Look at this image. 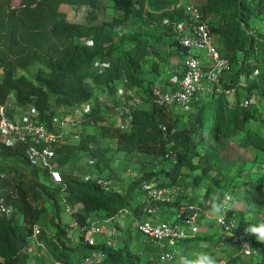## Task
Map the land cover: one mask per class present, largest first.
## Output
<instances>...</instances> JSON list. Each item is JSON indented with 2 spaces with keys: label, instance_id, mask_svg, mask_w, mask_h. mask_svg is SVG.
<instances>
[{
  "label": "trees",
  "instance_id": "obj_1",
  "mask_svg": "<svg viewBox=\"0 0 264 264\" xmlns=\"http://www.w3.org/2000/svg\"><path fill=\"white\" fill-rule=\"evenodd\" d=\"M70 1L23 0L22 6L17 9L9 7V0L0 1V42H6L7 48L13 54H17L20 50L24 51L18 61L20 68L47 61L52 71L50 74L56 77L54 84H48L47 94L48 98L59 96V101L62 103L59 108L50 106L46 109L35 102L34 105L38 109L35 111L39 120L53 128L54 118L63 113L65 117L70 105L74 109L75 107L79 109V114L83 117L84 130L78 143L65 144L60 148L58 150L62 155L60 160L66 162L77 154L80 155V160L92 159L94 163L87 173L91 172L97 178L111 181V188L107 190L95 179L85 180L71 173L63 174L64 183L57 184L61 187L50 194L58 215L52 220L53 231L48 243L49 251L53 259H61L67 264H77L76 261L80 264L82 257L93 250L104 254L103 264H144L140 256L131 250L128 242L122 246L117 244L111 246L105 241L94 246L85 243L79 251L72 248L71 243L65 244L63 238L67 234L69 223L59 217V213L63 212V205L68 204L74 209L72 214L82 226L90 225L100 216L114 218L123 208L140 216L145 207L143 183L155 182L174 186L179 184V180L186 179V182L192 184L193 187L190 185L189 187L194 192L200 191V187L206 184L205 196H211L213 200L224 197L226 190L234 191L235 185L227 179L226 169H223L224 177H215L213 174L221 168L219 158L229 164L228 168L235 163L228 153H223L224 149L229 148L227 143L233 146L236 144L239 150L250 148L264 155V134L253 124L257 120L264 122V118L258 107L241 106L243 98L251 97L261 88L264 90V0H206L201 6L205 19L207 13H224L226 8H229L223 28L210 22L208 24L219 50L221 51L218 43L220 41L226 47L225 50L228 52L221 51V54L230 60L231 65L220 76L219 85L223 89L236 88V91L231 100L224 91H218L217 86H213L214 89H207L212 84L206 83V90L195 95L189 111L158 104L154 101L152 93L161 77H165L163 83H166L169 89L177 88L174 85L172 87L173 83L169 75L181 71L179 65L172 70L173 64H176L171 63V58L174 54L178 58L183 57L187 50L181 45L174 26L173 39L170 37L168 41L171 48L168 53L152 46L149 41H142L140 34L119 35L117 26L124 20L115 18L111 22L88 27L87 32L98 45L110 42L109 50L114 52L115 57L112 62H106L107 67L101 68L93 64L96 56H102L107 52L94 54L88 52L87 55V47L83 43H77L76 40H74L75 51L62 63H55L45 57L52 44L51 39H73L78 33L77 23L68 21L60 8L62 4ZM99 1L82 0V3L86 2L94 10L89 15L91 20L97 17L96 12L100 9ZM171 1L173 0H151V4L157 7L160 3L170 4ZM109 2L116 11L122 12L127 21L139 14L137 0H109ZM179 3V18L184 19L187 17L185 6L181 0ZM247 28L254 31L249 33ZM255 46L260 50L263 58L262 67L245 63L253 55ZM181 61L182 58L179 60L180 64ZM256 71L257 75H255ZM71 72H76L82 77H93L94 83L103 88L97 94L84 87H81L77 93L69 92L68 89L65 94L59 84L68 79ZM22 84L20 80L11 77L0 81V102H5L15 94L19 96L18 88ZM121 88L133 92L134 95L131 94L133 103H128L126 112L117 107L116 101H113L115 105L108 104L102 102L103 97H100L106 95L109 98L117 96L119 98ZM134 91L136 94L140 93L136 97L140 99V103L145 101L151 105V108H139L134 98L136 96ZM17 100L21 102L23 109L32 103L19 97ZM88 103L90 109L86 112L84 107ZM175 108L179 109L176 111L180 113L179 115H174L175 110L172 109ZM120 118L124 120L119 122ZM213 140H222V143L211 146ZM5 149L25 153L23 146L9 148L2 145L0 157ZM138 154L160 158L161 163L157 165L160 171L154 168H139L138 172L137 168L133 184H130L124 193L122 190H114V183L119 179L114 175L117 160L126 170L128 161ZM107 171L109 175H106ZM17 172L18 168L15 165H0V191L16 209L13 218L0 216V264H29L30 255L25 251L26 238L32 234L34 226L38 225V217L44 210L43 207L38 206L39 199L42 198L38 186L34 187L33 198L29 203L23 201V196L15 195V191L7 188L9 178L16 176ZM4 173H7L8 177H3ZM39 173L37 168L36 174ZM23 177L24 173L21 172L17 175V180L22 182ZM250 180L253 185L248 184L244 187L246 209L236 215L239 220L238 232L256 244L259 240L255 234L246 233L245 229L252 225L264 227V219L255 218V215L264 214V174L253 176ZM209 181H212V185L208 184ZM186 186L188 187V184ZM136 198L138 203L133 204ZM186 199L191 200L188 195ZM18 200L22 202V206L17 205ZM18 214L21 215L20 219ZM45 232L43 230L42 234ZM242 256L240 251H236L223 257L226 258L227 264H243Z\"/></svg>",
  "mask_w": 264,
  "mask_h": 264
},
{
  "label": "rangeland",
  "instance_id": "obj_2",
  "mask_svg": "<svg viewBox=\"0 0 264 264\" xmlns=\"http://www.w3.org/2000/svg\"><path fill=\"white\" fill-rule=\"evenodd\" d=\"M0 1L3 2L5 0H0ZM137 1H138L139 14L135 15L134 18L131 19L130 21H127V19L124 18V15L122 14V12L116 11L114 7L112 6L111 2H109V0L99 1L100 9L96 12L97 17L94 20H91L89 17L90 13H92L94 10L92 9L91 6L87 5L86 2L82 3V0H71L69 3L62 4L60 7L61 11L65 13L68 21L72 23H77V27L79 28L77 29L78 33L76 37H74L73 39H68V40H65V38L51 39L50 42L52 44H50V47L47 50V53L45 54V57H48L50 60H52L55 63L56 62L62 63L69 57V55L73 53V51H75L76 45H75L74 40H76L77 43H83L87 47V50H86L87 55H88V52L89 54L91 53L94 54L95 52L96 53L107 52L106 54L102 56H96L93 64L97 65L98 63H102V62L103 63L112 62L115 57V54L112 50H109L110 42H105L101 45H98L96 44L94 39L88 36L87 32H88V27H92L95 25L99 26L105 22H111L115 18H121L124 20L119 26H117L119 35H139L140 34L142 37L140 39L142 41H149L151 42L152 46H155L159 50L160 49L164 50V53H168L170 51L169 50L170 44L168 41L170 40V37L173 39L172 28L175 22H177L178 20H181L179 18L180 16L179 6L182 8L183 6H181L182 4L179 3L180 0L179 1L173 0L171 1L170 4L160 3L157 7L151 4V0H137ZM191 1L195 5L201 7L205 3L206 0H184L183 2H184V5H186L188 2L191 3ZM22 3H23V0H9L8 2L9 7L14 8V9L20 8L22 6ZM178 3H179V6H178ZM228 9L229 8H226L225 10L226 12L224 13H207L206 21L210 22V24L215 25L219 28H223L225 25L224 22H225V17H226V13L228 12ZM247 30L249 31V33H252L254 31L248 28ZM126 42L128 41L126 40ZM218 43L220 45L222 53L228 52L226 51L227 50L226 47L222 44V41ZM7 47H8V44H6V42H0V50H1L0 81L4 80L6 77H11V79L20 80L23 83L22 86L18 88L17 95L19 96H16V94L14 96H10V101L12 102L11 104L14 105L16 109L20 107L22 108L21 102H18L17 100V98L19 97L21 100L32 102L31 105L27 106V108H31L32 110L34 108L38 111V109L34 105L35 102L36 103L38 102L39 104L42 105V107L44 106L46 109H48L50 106L51 107L53 106L55 108L60 106V103H62V101H59V96L48 98V94H47L48 93L47 91L49 90L48 84H54L56 81V77L50 74L52 71H51V68L47 64V61L37 62L35 64H28L25 68H20V66H18L20 65L18 64V61L21 59V56L23 55L24 51L22 52V50H20L19 52H17V54H13L10 52V49ZM254 48L255 49L253 51V55L250 58H248L245 63L246 65L247 64H251V65L257 64L262 67L263 58L260 54V50L257 49L256 46ZM192 52L194 54H198L199 57L204 58L207 64L212 63L211 59L206 56V50L193 49ZM186 56L187 55L184 54L182 59ZM59 85L64 90L62 91L65 92V94L68 89H70L68 90L69 92L74 91V93H77L81 89V87L94 91L97 94V92L103 88V86L100 87L94 83L93 77H89V78H87L86 76L82 77L81 75H77L76 72H71L68 79L60 82ZM134 93L136 94L135 91ZM256 93H258V95L261 97V102H260L258 110L264 111V90L261 88ZM139 94L140 93L136 94L134 98L136 99L137 95ZM100 97H103L102 102H106L108 104L110 103L113 104V101L114 102L116 101L118 104L117 107L121 108V110H123L124 112H126V110L129 107L128 103L130 102L133 103V97L131 96L130 92L127 90L126 91L124 90V92L120 91L119 98L118 96L109 98L106 95L105 96L101 95ZM137 106H139V108H144V109H146L147 107L151 108V105L147 104L145 101L143 103L141 102L140 104H137ZM76 110H77L76 107L74 109L72 105H70V107L68 108L67 115L69 118H72V119L68 120L67 124L63 128V132H64V136L62 137L63 139L67 136V133H68L67 131L71 133L76 132L77 134L80 131H83V129H81V126L83 125L82 124L83 117H81V114H79V112L77 114H73L74 118L71 114V113H76ZM172 110H175L174 115L180 114L178 112L176 113V111H179V109L175 108ZM64 114L65 113H63L60 117H63ZM123 120L124 119L120 118L119 122ZM253 124L256 125V127H258L259 130L264 134V122L263 121L257 120ZM65 142L66 141L64 140L61 143L64 144ZM61 143L59 144L61 145ZM220 143H222V140H213L211 141V146L219 145ZM2 145L3 144L0 143V146ZM227 145H229V148L224 149L223 153L229 154L230 159L235 161V163L232 164L233 169L234 167L237 168L235 172L236 175L230 174L227 177L229 181L233 182L238 179H242L244 175L242 177H240V175L248 168L247 165L251 162H254V166L252 168H254L255 173L253 174V176L264 174V155L263 154L258 153L256 152V150L250 149V148H244V149L239 150L236 144L233 146V144L227 143ZM5 150H6L5 152L1 153L0 165L2 166L15 165V167L18 168V172L16 176H14L11 179L9 178V183L7 185V188L9 190L15 191L16 192L15 195L23 196L22 198L23 201L28 202V203L33 198L32 191L34 190V187L38 186V188L41 190L42 198L39 199L38 206L43 207L44 210L39 215L38 217L39 223L37 224L42 226L46 232L38 237H35L32 231V234H30L29 237L26 238L25 251L30 255L28 259L29 264L31 263V259L33 258L32 254L33 253L35 254V249L36 251H39L41 253V262L39 261L38 264H48V262H46L48 258L47 256L43 254L44 251L42 250L44 246L39 244V242L41 243L40 240H43L45 242L46 247L48 249L50 248L48 243L50 242V235H51V232L53 231L52 220L58 215L57 208L56 206H54V200L53 198L50 197V194L53 193V191H56L61 186L57 185L56 183L52 181L50 174L45 172L44 168L35 167L31 165L23 151L7 150V149ZM136 161L139 162L138 165L133 164ZM128 163H129L128 165L129 170L123 169V171H120L119 169L123 165L118 164V160H117V164L115 165L116 166V176H118L119 179L118 181L114 183V190H122L124 193L125 190L128 188V186L130 184H133L134 178L136 177V174L134 173L137 171V168H138V172L140 171L139 168H142V169L154 168V170L156 169L157 171L159 170L157 165H160L161 160L160 158L153 156V155H139L138 154L132 159H130ZM79 165H80L79 169L83 170V173L85 174H86V171L89 170L92 166L89 164L88 166L83 167V164L81 163H79ZM228 165L229 164L225 163L223 165L221 164L220 166L222 168H227ZM131 167L134 169H132ZM37 168L40 171L39 174H36ZM252 168L250 169V171L252 170ZM21 172L24 173L22 182L17 180V175ZM109 172L111 173V171ZM106 175H109L108 171ZM3 177L5 178L8 177V174L4 173ZM244 182H246L247 184H251L250 176H248L244 180ZM206 188H207V185L203 184L202 187H200V191L204 192ZM235 193L236 194L240 193L239 188L236 189ZM230 195L232 196V201L233 199H235V197L240 198L239 194L237 196L234 195V197L232 193H230ZM194 200H199V198L197 196H194ZM132 203L133 204L138 203V198L134 199ZM17 205L22 206V202L18 200ZM232 205L234 204L231 203V206ZM67 206L70 207L68 204L63 205L64 210L63 212L61 211L59 213V217L61 216L63 220L68 219L67 218L68 212H64L66 211L65 209L67 208ZM240 206L242 208L245 205L244 203L240 202ZM221 207H222L221 205L219 206V204L213 203V206L210 208V213L213 216H215V218H217L220 215L224 214L225 212L229 211L230 203H226V210H224L223 207L222 208ZM217 208H219V211H217ZM163 210L164 209L161 208V210L158 212L156 217L161 216V219L163 220H176L177 215L174 212L171 215L163 216L164 214ZM257 219L263 220L264 214L258 215ZM211 221L215 223L214 218H211ZM219 229L220 228L218 227H212L210 232H217ZM117 231H119L118 228H117ZM120 234L122 235V232H120ZM125 235L127 236V238H129V232H127ZM114 239H115V242H118L121 239V237L119 234H117L115 235ZM104 240H105V237H104ZM150 244L149 246L153 247L157 251L159 250L157 248L158 245L153 244V243H150ZM140 245L146 246L147 244L144 245V243H141ZM178 246L179 244L176 245V249H178ZM147 248H148V245H147ZM255 248L257 249V253L254 256H252V258L242 256L243 264H264V241L259 240V243H256ZM224 249L228 251L227 254L236 252L234 247L233 248L227 247ZM0 261H1V258H0ZM177 262H178V258H176L175 261L172 262V264H178ZM162 264H169V263H162ZM204 264H207V261H205Z\"/></svg>",
  "mask_w": 264,
  "mask_h": 264
},
{
  "label": "built area",
  "instance_id": "obj_3",
  "mask_svg": "<svg viewBox=\"0 0 264 264\" xmlns=\"http://www.w3.org/2000/svg\"><path fill=\"white\" fill-rule=\"evenodd\" d=\"M184 0H181L183 2ZM184 4V2H183ZM185 6L186 18L174 23V30L180 40L181 45L187 50L180 64V74H176L171 82L177 87L168 88L166 83H158L152 90L154 101L158 104H166L173 107H179L188 111L192 107L195 95L206 90L207 84L210 88L217 86L218 91H224L231 96L236 88L223 89L219 85L220 76L228 69L230 60L221 54L216 45L214 35L211 32L208 22L204 18L201 7L195 5L192 1ZM193 49L206 50V56L212 63L207 64L204 58L192 52ZM101 68L107 67V63H98ZM207 83V84H206ZM133 95V92H130ZM134 96V95H133ZM136 103L140 99L136 98ZM255 98L244 101L245 106L256 103ZM10 97L5 102H0V143L4 146L14 148L16 146L25 147V155L31 165L46 169L53 182L63 184L64 178L62 171L58 168L56 148L64 136L63 128L69 118L67 116H56L53 121V128L48 127L41 122L38 113L31 108L23 109V115L19 117L16 114V108L11 104ZM90 109L89 105L84 107V111ZM80 112L76 110L77 114ZM72 114L73 118L74 115ZM85 180L95 179L101 183L107 190L111 188V181L104 178H97L94 173L88 172L84 175ZM144 191L143 203L144 212L140 216L123 208L119 210L116 217L107 219L106 222L113 221L121 217L131 218L134 228L141 233L149 243L157 244L161 247L157 263L172 264L177 258L176 245L192 237H195L200 231L201 219L206 212L207 207L212 204L211 199L202 201L187 200L184 193H179L173 186L161 185L158 183H143ZM231 196H227L230 200ZM174 207L176 220L156 221V215L164 206ZM16 215L15 207L9 202L5 194L0 191V216L13 218ZM18 218L21 215L18 214ZM220 228L218 245L221 248L234 246L244 255L250 256L255 252L254 243L247 236L238 232L239 220L235 214L225 212L217 219ZM78 229L81 240L91 246L97 245L96 234H103L105 242L108 245L115 244V235L119 234L116 227L109 228L100 222H93L90 225L82 226L75 218L72 223V229L67 231L63 238L65 244H70L74 239V230ZM43 227L35 225L33 234L35 237L43 233ZM43 243H41L42 245ZM171 247V248H168ZM104 254L93 250L82 257L80 264H103ZM53 264H67L61 259H55Z\"/></svg>",
  "mask_w": 264,
  "mask_h": 264
},
{
  "label": "crops",
  "instance_id": "obj_4",
  "mask_svg": "<svg viewBox=\"0 0 264 264\" xmlns=\"http://www.w3.org/2000/svg\"><path fill=\"white\" fill-rule=\"evenodd\" d=\"M170 51H171V48H170ZM180 58L182 57H177V55H172V58H171V63H175L176 65L173 64L172 66V70H174L178 65H179V71H180V63H179V60ZM176 74H180V73H177V72H173L171 73V75H169V78H170V81L171 79L173 78L174 75ZM163 78L165 77H161L159 80H158V83H162L163 82ZM157 83V84H158ZM173 85L175 86V84L173 83L172 84V87ZM121 92H124V89H120ZM232 100V99H231ZM139 104V103H138ZM88 105L90 106V104L88 103ZM23 108H17L16 109V114L19 115V117H21L23 114ZM68 117V115H67ZM81 129L84 130V127L83 125L81 126ZM67 136L62 139L61 142H63L64 140L66 141L64 144H62L61 142V145L59 144L56 148V156H57V160H58V168L62 171L63 174H67V173H71L75 176H78L79 178L83 177L85 173H83V170L79 169L80 168V165L79 163L83 164V167L86 166V164H90V165H93L94 163V160L92 159H84V160H80L79 159V154H77V156H74L72 159H69L68 161L64 162L63 160H60L61 159V154L59 153V149L60 148H63V146L65 144H74V143H78L79 139H80V136L82 134V131H80L78 134L75 132V133H71L69 131H67ZM61 155V156H60ZM139 155H142V154H139ZM219 161H220V165L222 164H225L226 161L221 158H219ZM133 164L135 165H138L139 162L136 161L134 162ZM254 166V162H251L247 165V169L240 175V177H242L244 175V179H238L236 181H233L231 183H233L235 185V189L234 191L232 192H229L231 191L230 190H226L227 193L226 195H230V193H232L233 197L234 195H238L240 196V198H237L235 197V199H233V201H227L226 198H225V195L224 197L222 198H215L213 203H217L219 204V206L221 205L223 207L224 210H226V203H230V208H229V211H232V212H240V211H243L246 209V202L244 201V187L245 185H248L246 182H244V180L250 176L253 177V174L255 173L254 172V168H252ZM123 166H121L122 168ZM119 169L120 171H123V168L122 169ZM252 168V170L250 171V169ZM134 169V168H132ZM223 169H226L228 172L226 173V176L228 177L230 174H235L236 175V170L237 168L231 166V167H227V168H220V170L218 171H215L213 174L215 177H224V174H225V170ZM48 174L49 172L47 170H45ZM88 171V170H87ZM86 171V173H87ZM83 173V174H82ZM133 174V173H132ZM137 175V171L134 173ZM81 175V176H80ZM116 175V174H114ZM179 184L177 185H174L173 187L175 189L178 190L179 193H184L186 194V196L188 195L189 199L191 200H194V196H197L199 198V200H194V201H202L204 198L205 199H210L211 196L209 197H206L205 196V191L202 192V191H197V192H194L192 191L193 189L191 187L192 184L190 182H186V179L185 180H179L178 182ZM186 184H188V187L186 186ZM208 184H211L212 185V181H209ZM252 184V183H251ZM250 184V185H251ZM189 185L191 187H189ZM253 185V184H252ZM182 186V187H181ZM187 188H186V187ZM239 188V191L240 193L236 194L235 191L236 189ZM194 192V193H193ZM240 202L244 203V207L241 208L240 206ZM213 203L211 204V206H213ZM231 203L234 204L231 206ZM221 207V208H222ZM211 208V207H210ZM210 208H207L206 212L203 214V217L201 219V225H200V231L198 232V234L195 236V237H192L191 239H188V240H185V241H181L179 242V246H178V249H177V258H178V264H184V261H187L188 264H197L196 262L198 260H202L203 258V255L204 254H207L209 256H212L216 259L217 261V264H227L226 263V258L223 257L225 254H227V250L224 249V248H227V247H232L233 246H227V247H223L221 248L220 245H218V240H219V231L220 229L217 231V232H210L211 228L212 227H218V223H217V218H215V216H213L211 213H210ZM163 216L165 215H171L174 211V207L173 205L171 206H164L163 208ZM62 210L63 207H62ZM66 211L64 212H68L70 213L71 215L68 214V219L66 220V222L69 223V230L72 229V223L75 219L74 215L72 214V212L74 211V209L70 208L67 206V208L65 209ZM76 210V209H75ZM204 218V219H203ZM211 218H214V221H211ZM255 218L257 219L258 218V215H255ZM107 219L109 218H104V217H98L96 218L93 222H100V224H106L107 227H117L119 229L118 233L121 237V239L118 241V242H115V244H117L118 246H122L124 244H126L128 242L131 250L135 253L138 254V256H140V260L142 263L144 264H156L157 263V258L160 254V252L162 251L161 247L158 245V251L155 250L153 247L149 246V242L146 240V238L141 234L139 233L133 226V223L131 222L132 220L129 218V217H121V218H118L114 221H109V222H106ZM163 219H161V216L159 217H156V221H161ZM92 222V223H93ZM128 224V225H127ZM127 226V227H126ZM219 228V227H218ZM120 232H122V235L120 234ZM127 232H129V238H127V236L125 235ZM201 234V235H200ZM125 235V236H124ZM96 239H97V242L98 243H101L104 241V235L103 234H96ZM206 240V241H205ZM42 244V246H44V248H42V250L45 252H43V254L45 256H47V261L48 264H53V261L55 259H53V256L51 255V252L49 251V249L46 247L45 245V242L43 240H40ZM39 242V244H41ZM141 243H144V245H148V248H147V245L146 246H143V245H140ZM84 242L81 240V237H80V234H79V230L78 229H75L74 230V239L73 241L71 242V247L72 248H75L76 250H80L81 248L84 247ZM151 245V244H150ZM157 245V244H156ZM41 246V245H40ZM35 248V247H34ZM168 248H171V247H168ZM155 250V251H154ZM34 252V251H33ZM32 259H31V263L30 264H38L39 261L41 262V253L39 251H36L35 249V254L33 253L32 254ZM45 263V261H44ZM76 263L78 264V261H76ZM243 263V262H242Z\"/></svg>",
  "mask_w": 264,
  "mask_h": 264
},
{
  "label": "clouds",
  "instance_id": "obj_5",
  "mask_svg": "<svg viewBox=\"0 0 264 264\" xmlns=\"http://www.w3.org/2000/svg\"><path fill=\"white\" fill-rule=\"evenodd\" d=\"M200 7V6H199ZM258 74V72L256 71L255 72V75H257ZM231 88H233V87H231ZM257 92V91H256ZM256 92H254V94H252V96L251 97H249V98H243L242 100H241V106L242 107H244V108H249V107H253V106H256V107H258V109H259V105H260V102H261V97L258 95V93H256ZM234 95H235V93L233 94V95H231V96H229V95H227L230 99L231 98H233L234 97ZM251 98H255L256 100V103H253V104H251V105H249V106H245L243 103H244V101L245 100H247V99H251ZM177 108H179V107H177ZM181 109V108H180ZM189 111V110H188ZM260 112V114H262V116H263V118H264V111H259ZM46 170V169H45ZM155 183V182H154ZM227 196L228 195H225V198H226V200H227ZM231 196V195H230ZM210 199L212 200V203H213V198H211L210 197ZM232 200V196H231V199L230 200H227V201H231ZM210 207H212L211 205L209 206V207H207V208H210ZM217 211H219V208H217ZM227 212H229L230 214H237V212H232V211H227ZM223 215V214H222ZM237 216V215H236ZM219 227V226H218ZM245 231H246V233H249V234H255V236L257 237V239L258 240H260V241H264V227H257V226H254V225H252V226H249V227H247L246 229H245ZM219 236H220V233H219ZM218 236V237H219ZM256 246V244H254V247ZM234 247V246H233ZM235 248V250L236 251H240L238 248H236V247H234ZM178 253V252H177ZM240 253L244 256V257H251L252 258V256H254L256 253H257V249L255 248V252L253 253V255H250V256H247V255H244L241 251H240ZM205 261H207V264H217V261H216V259L214 258V257H212V256H209V255H207V254H204L203 255V258H202V260H198L197 261V264H204V262ZM227 262V261H226ZM184 264H188V262L187 261H184Z\"/></svg>",
  "mask_w": 264,
  "mask_h": 264
}]
</instances>
